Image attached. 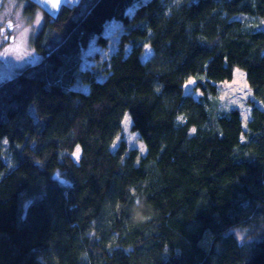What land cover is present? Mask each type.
<instances>
[{
	"label": "trees",
	"instance_id": "trees-1",
	"mask_svg": "<svg viewBox=\"0 0 264 264\" xmlns=\"http://www.w3.org/2000/svg\"><path fill=\"white\" fill-rule=\"evenodd\" d=\"M17 1L42 24L0 83V264H264V0ZM234 68L262 106L246 129L209 117ZM126 114L145 155L112 149Z\"/></svg>",
	"mask_w": 264,
	"mask_h": 264
},
{
	"label": "rangeland",
	"instance_id": "rangeland-1",
	"mask_svg": "<svg viewBox=\"0 0 264 264\" xmlns=\"http://www.w3.org/2000/svg\"><path fill=\"white\" fill-rule=\"evenodd\" d=\"M26 4L19 3L17 0H7L2 5L0 14V83L12 77L19 69L36 63L39 57L30 48L29 40L37 32L42 24L41 13L38 12L31 23H27L26 14L23 12ZM3 13V14H2ZM120 23L111 21L106 25L103 33L109 39L107 49L96 45L93 41L88 48L81 54V69L87 70L94 64V57L106 59L107 56L116 50L118 37L120 34ZM264 28V25H263ZM129 48L127 49V51ZM151 55L148 46L144 48L141 60L145 62ZM194 79H189L184 85V93L190 94L195 98L202 95L198 90L194 91ZM216 94L209 96L211 107L209 117L215 120L231 110L238 111L243 129L251 118L253 107L262 108L261 104L253 97L245 80L244 72L238 68L233 69L232 78L214 85ZM83 92L88 91V87H73ZM128 117V120L125 117ZM120 140H124L130 149H136L141 155H145L146 148L139 139L136 132L131 131V121L126 114L121 122V131L112 145L115 149ZM79 149L76 148L72 159L77 162ZM8 162V159H7Z\"/></svg>",
	"mask_w": 264,
	"mask_h": 264
},
{
	"label": "crops",
	"instance_id": "crops-1",
	"mask_svg": "<svg viewBox=\"0 0 264 264\" xmlns=\"http://www.w3.org/2000/svg\"><path fill=\"white\" fill-rule=\"evenodd\" d=\"M41 6L44 10L48 11L51 14H55L62 5H74L78 0H59L56 7H52V0H31ZM3 0H0V12L2 10ZM1 14V13H0ZM3 14V13H2Z\"/></svg>",
	"mask_w": 264,
	"mask_h": 264
},
{
	"label": "snow or ice",
	"instance_id": "snow-or-ice-1",
	"mask_svg": "<svg viewBox=\"0 0 264 264\" xmlns=\"http://www.w3.org/2000/svg\"><path fill=\"white\" fill-rule=\"evenodd\" d=\"M59 0H52V7H56L58 4ZM126 120H128V117H125ZM5 143H7V141H5Z\"/></svg>",
	"mask_w": 264,
	"mask_h": 264
}]
</instances>
